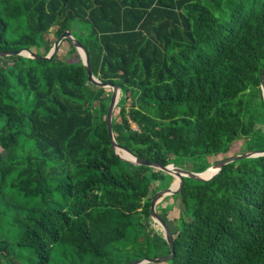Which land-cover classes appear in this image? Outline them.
<instances>
[{"label":"trees","instance_id":"16d2710c","mask_svg":"<svg viewBox=\"0 0 264 264\" xmlns=\"http://www.w3.org/2000/svg\"><path fill=\"white\" fill-rule=\"evenodd\" d=\"M67 30L94 76L120 88L113 132L138 158L199 159L202 173L256 130L264 0H0V52L46 56ZM63 42L66 60L61 45L51 61L0 57L11 61L0 63V264H129L143 245L170 255L149 222L163 171L116 153L112 89L93 85ZM171 197L188 220L166 263L264 264V156L185 178Z\"/></svg>","mask_w":264,"mask_h":264},{"label":"water","instance_id":"95a60500","mask_svg":"<svg viewBox=\"0 0 264 264\" xmlns=\"http://www.w3.org/2000/svg\"><path fill=\"white\" fill-rule=\"evenodd\" d=\"M66 39L74 45L77 53L79 54V56L82 60L83 65L86 68L90 82L97 87L111 88L112 89V98H111L110 105L108 108V113H107V125H108V130L110 133L112 145H113V148L115 149L116 153L122 159H124L126 161L132 162L138 166L151 167V168L163 171L165 173L171 174L174 178H176L178 180V183H176L177 185L171 184L170 187H168L162 191H159L154 195V197L152 199V203H151V210H150L151 211V217L153 219H155L156 222H158L163 227V237L170 247V251H171L170 255H167L165 257L155 258V259L143 258L139 261H135V262L130 263V264H153V263L169 262L175 257V253H176L175 242H174V238L171 234V231L169 229V226L167 225L165 220L156 211L157 204L167 196H173V195L179 194L181 192L184 184H185V178H191V179H195L197 181H202V182L211 181L214 177H216L222 171L224 166L231 164V163H234V162L241 161V160L264 156V151H251V152L245 153L243 155H234V156H230V157H227L225 159H222V160L218 161L214 166L210 167V168L216 169V173L213 176H211L210 178H205L202 176L210 168H208L206 171H204L202 173H197V172H193L191 170H187L184 168L175 167L174 164L162 165L161 163H158V162H153V161H148L146 159L138 158L128 148L123 147L117 143V141L115 139L114 132H113L114 112H115V109H116V107L119 103L120 97H121L120 88L118 86L111 84V83H103L94 76L92 66L90 63L89 51L80 41L76 40L72 36L71 30L65 31L61 36L58 37V39L55 41V43L53 45V48L51 49L49 54L46 56L38 55L29 49H21V50H14V51H2V52H0V57L24 56V57H27V58H30L33 60L51 61V60H53L54 56L57 54V51H58L61 43ZM261 88H262V95H263V99H264V68H263V71L261 73ZM120 151H125L127 154H129L131 156V158L123 157L120 154ZM1 159H2V155L0 152V161H1Z\"/></svg>","mask_w":264,"mask_h":264},{"label":"rangeland","instance_id":"374dc122","mask_svg":"<svg viewBox=\"0 0 264 264\" xmlns=\"http://www.w3.org/2000/svg\"><path fill=\"white\" fill-rule=\"evenodd\" d=\"M55 28L51 30V32L48 34V38L50 40H54L56 37L54 35ZM69 50H70V44L68 42H63L61 44V48L55 57L56 59H62L66 60L69 59ZM32 51L34 53L40 54L41 51L44 53L45 49L42 48L41 51L33 48ZM72 60H76L75 56L71 58ZM11 61L10 60H2L0 63L2 65H8ZM122 96V93H121ZM121 98V97H120ZM256 103V101H255ZM252 115L255 117L257 126L254 133L248 137H244L241 139H238L231 145V151L227 154H222L217 157H211L207 161L211 166H214L217 161H220L221 159H225L230 156L234 155H243L245 153L251 152V151H262L264 150V113L262 110V107L259 105L253 106L252 109ZM119 109H115L114 117L117 118V121H119L118 117ZM234 149V150H233ZM235 152V153H234ZM173 164L175 167L184 168L187 170H195V164H199L202 162V160L199 159H183V158H173ZM204 161V160H203ZM164 173V179L161 182H156L153 185V190L158 191L157 187H159L160 191L166 189V185L168 181L173 180L172 184L178 183V180L174 178L171 174ZM166 210V211H165ZM157 213L165 220L167 225L170 228V231L174 233L176 231V228L179 226V221L181 219L188 220L187 215L185 214L183 204L181 203L180 199H173L171 196L165 197L163 200H161L156 207ZM149 222L151 223L152 227L154 228V231L157 232L160 235H163V227L156 222L155 219L152 217L150 218ZM142 239L140 238V241ZM134 245L132 244L130 248H132ZM119 247L122 249V245L119 244ZM166 253L164 250H158L154 248L152 245H143V258L147 259H155L159 257H165ZM25 264H29V262H26ZM130 264V263H129ZM153 264H168L166 262L161 263H153Z\"/></svg>","mask_w":264,"mask_h":264},{"label":"bare ground","instance_id":"6f19581e","mask_svg":"<svg viewBox=\"0 0 264 264\" xmlns=\"http://www.w3.org/2000/svg\"><path fill=\"white\" fill-rule=\"evenodd\" d=\"M120 154L123 157H127V158H131V156L129 154H127L125 151H120ZM216 173V169L210 168L205 174H203L202 176L205 178H210L211 176H213ZM177 185V184H175ZM176 187V186H175Z\"/></svg>","mask_w":264,"mask_h":264}]
</instances>
